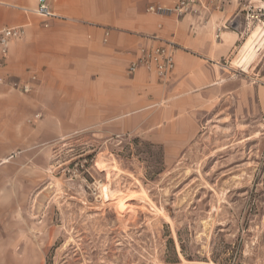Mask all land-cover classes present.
Here are the masks:
<instances>
[{
	"label": "crops",
	"instance_id": "crops-1",
	"mask_svg": "<svg viewBox=\"0 0 264 264\" xmlns=\"http://www.w3.org/2000/svg\"><path fill=\"white\" fill-rule=\"evenodd\" d=\"M176 1L47 0L52 17L41 18L38 0H0V30L23 31L0 56V264L38 261L22 250L23 183L38 180L34 161H49L64 137H135L169 158L190 149L211 118L264 117L262 51L242 61V6L262 0H198V13L185 16L148 10ZM158 42L176 47L168 81L130 74L138 50Z\"/></svg>",
	"mask_w": 264,
	"mask_h": 264
},
{
	"label": "rangeland",
	"instance_id": "rangeland-1",
	"mask_svg": "<svg viewBox=\"0 0 264 264\" xmlns=\"http://www.w3.org/2000/svg\"><path fill=\"white\" fill-rule=\"evenodd\" d=\"M47 152L23 183L28 264H264V117L211 118L169 158L92 133Z\"/></svg>",
	"mask_w": 264,
	"mask_h": 264
},
{
	"label": "built area",
	"instance_id": "built-area-1",
	"mask_svg": "<svg viewBox=\"0 0 264 264\" xmlns=\"http://www.w3.org/2000/svg\"><path fill=\"white\" fill-rule=\"evenodd\" d=\"M200 2L198 0H177L170 9H162L154 6L148 8L149 11L172 13L177 16L196 15ZM35 13L41 18L52 17L48 7L47 0H38ZM242 16L244 21L245 36L250 35L252 31L258 30L260 35L264 36V0L259 3L247 2L242 6ZM23 31L20 27L3 28L0 30V56L5 59L8 53V47L11 41L22 37ZM157 41L158 39H152ZM176 47L172 43H155L150 48H140L136 59L130 64L128 72L133 74L138 69H144L156 75L161 83H166L175 69L174 53ZM0 60V71L4 68V62ZM35 80V77H31ZM5 80L0 76V84ZM22 93H29L31 87L28 84L20 86ZM38 118V115L35 116Z\"/></svg>",
	"mask_w": 264,
	"mask_h": 264
},
{
	"label": "bare ground",
	"instance_id": "bare-ground-1",
	"mask_svg": "<svg viewBox=\"0 0 264 264\" xmlns=\"http://www.w3.org/2000/svg\"><path fill=\"white\" fill-rule=\"evenodd\" d=\"M262 49H264V36L260 35L258 30H255L252 32L251 37L247 40L246 46L244 47V52L242 55V61H244L247 64L248 61H250V59L252 57L257 56L258 53ZM236 58L238 59V57H236ZM108 193L109 192H108L107 186H103V188L101 189V195H102L103 200H109V196H110L109 194L110 193L109 194ZM111 194H112V192H111Z\"/></svg>",
	"mask_w": 264,
	"mask_h": 264
},
{
	"label": "trees",
	"instance_id": "trees-1",
	"mask_svg": "<svg viewBox=\"0 0 264 264\" xmlns=\"http://www.w3.org/2000/svg\"><path fill=\"white\" fill-rule=\"evenodd\" d=\"M178 263V262H177Z\"/></svg>",
	"mask_w": 264,
	"mask_h": 264
}]
</instances>
